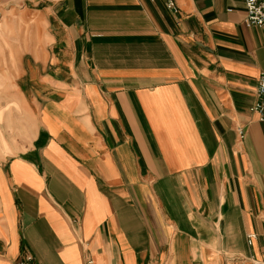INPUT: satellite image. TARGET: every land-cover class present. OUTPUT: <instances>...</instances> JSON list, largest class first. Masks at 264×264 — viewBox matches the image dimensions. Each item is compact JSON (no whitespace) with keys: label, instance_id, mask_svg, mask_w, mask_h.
I'll return each instance as SVG.
<instances>
[{"label":"crops","instance_id":"1","mask_svg":"<svg viewBox=\"0 0 264 264\" xmlns=\"http://www.w3.org/2000/svg\"><path fill=\"white\" fill-rule=\"evenodd\" d=\"M48 0L0 159V264H264V36L243 0ZM237 127L242 129L239 136Z\"/></svg>","mask_w":264,"mask_h":264},{"label":"rangeland","instance_id":"2","mask_svg":"<svg viewBox=\"0 0 264 264\" xmlns=\"http://www.w3.org/2000/svg\"><path fill=\"white\" fill-rule=\"evenodd\" d=\"M48 0H0V159L22 149L31 121L16 88L23 52L33 51L45 30L39 11Z\"/></svg>","mask_w":264,"mask_h":264},{"label":"built area","instance_id":"3","mask_svg":"<svg viewBox=\"0 0 264 264\" xmlns=\"http://www.w3.org/2000/svg\"><path fill=\"white\" fill-rule=\"evenodd\" d=\"M166 7L172 11L176 10L174 0H164ZM245 9L244 23L246 25H259L264 36V0H243ZM256 98L250 105V109L256 114L258 119H264V69L256 77L255 84ZM238 135H242V129L237 127ZM16 264H41L33 263L30 255H24L17 259Z\"/></svg>","mask_w":264,"mask_h":264}]
</instances>
